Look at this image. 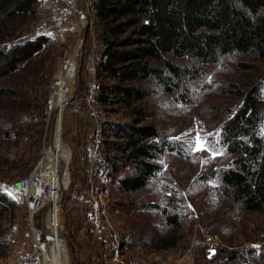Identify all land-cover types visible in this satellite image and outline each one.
<instances>
[{"label": "trees", "instance_id": "1", "mask_svg": "<svg viewBox=\"0 0 264 264\" xmlns=\"http://www.w3.org/2000/svg\"><path fill=\"white\" fill-rule=\"evenodd\" d=\"M39 2L0 0V22L17 26L37 13ZM90 4L93 24L86 35L84 58L90 43L98 42L92 102L102 112L124 113L131 119L102 121L98 132L104 157L90 158L91 169L112 176L121 194L147 188L161 176L163 156H186L190 151L186 142L169 137L151 120L155 114L147 101L158 93H179L181 100L188 101L189 86L208 75L206 65L219 64L233 55L248 57L238 67L254 74H244L243 84L230 91L239 100L238 107L233 112L220 108L231 112L221 119L214 137L225 162L199 178L204 183L215 180L216 198L240 212L263 211L264 81L257 73L264 67V0H91ZM49 43L50 36L40 33H13L8 40L1 39L0 99H26L45 61L41 66L35 64L38 69L30 66ZM19 75L24 77L21 82ZM51 76L42 77V93L47 99ZM81 90L82 82L77 92ZM17 116L14 112L3 115L0 137L33 135ZM6 165L10 167L0 169V221L17 206L7 187L15 191L14 181L32 173H13L10 162ZM141 207L142 211H159L164 218V229L147 238L150 248L155 252L176 250L183 240L182 214L157 201L144 202ZM221 253L226 255L219 257ZM256 258L253 249L229 252L219 248L218 257L209 263L255 264Z\"/></svg>", "mask_w": 264, "mask_h": 264}, {"label": "rangeland", "instance_id": "2", "mask_svg": "<svg viewBox=\"0 0 264 264\" xmlns=\"http://www.w3.org/2000/svg\"><path fill=\"white\" fill-rule=\"evenodd\" d=\"M78 1L77 14L66 23L65 32L51 30L47 33L50 43L30 66L38 69L36 65L40 63L41 66V61H45V64L42 63L43 71L39 72L36 80L32 79L35 86L33 90H28L26 99H0V119L10 112L19 113V123L33 134L27 138L18 135L0 137V169H8L10 165L6 163L10 162L15 169L13 173L33 172L38 165L59 172L64 194L59 203L58 233L65 240L52 236L56 233L48 239L51 233L45 218L48 204L32 218L25 198L9 186L7 188L17 206L0 221V264H23L24 256L33 251L34 229L41 230L50 264H71L68 245L74 254L73 264H172L177 259L178 264H211L210 260L218 257L219 248L229 252L253 249L257 253L255 264H264V210L242 213L227 201L216 198L218 184L215 180L204 183L199 178L225 162L222 151H217L220 148L215 145L214 137L221 119L231 112L220 108L227 107L233 112L238 107L239 100L232 97L230 91L243 84L244 74H254L252 70L242 71L238 67V62L248 61V57L233 55L219 64L206 65L208 75L189 86L188 101L181 100L179 93H158L147 101L146 106L155 114L151 120L169 137L186 142L190 151L186 156L166 154L161 160L163 172L158 179L152 180L147 188L138 193L124 195L119 192L112 176L104 171L92 170L88 162L100 154L104 157L99 146L102 138L98 132L102 121L126 122L131 119L124 113L102 112L92 102L98 42L90 43L89 55L84 58L86 35L93 24L91 0ZM51 8V0H40L37 13L25 21L20 20L17 26L0 22V42L1 39L8 40L13 33H39L41 26L50 19ZM76 25L79 27L76 28ZM77 50L78 55L70 71L73 83L70 95L80 82L82 90L76 91L73 101L66 105L67 108L65 106L59 130L61 141L67 148L66 165V161L59 158L51 146L53 135L50 140V127L56 108L49 115V94L48 99L47 94L43 97L45 86L42 77L52 74L49 79L52 81L62 58ZM257 75L264 81V67ZM17 77L20 82L23 81L24 77ZM20 103L26 107L21 109ZM197 134L202 140L206 138V149L193 150ZM213 152L219 154L213 155ZM95 199H100L111 220L115 230L113 236L117 234L118 237L115 245L112 242L114 237L107 235L110 242L107 246L91 230L89 217ZM151 201L182 214L185 225L183 240L176 250L155 252L150 248L147 238L152 232L164 229V218L159 211L140 209L144 202ZM56 242L62 244L64 250V257L59 259L53 254ZM225 255L221 253L219 257Z\"/></svg>", "mask_w": 264, "mask_h": 264}, {"label": "built area", "instance_id": "3", "mask_svg": "<svg viewBox=\"0 0 264 264\" xmlns=\"http://www.w3.org/2000/svg\"><path fill=\"white\" fill-rule=\"evenodd\" d=\"M52 8L50 19L47 23L41 26L39 31L40 34H47L51 30H57L59 32H65L66 23L69 19L77 14V8L79 5L78 0H51ZM79 25H76L78 28ZM78 55V50L72 54H66L62 60L57 74L53 78L50 84L49 92V106L48 113L50 115V110L54 108L58 109L59 106L67 105V99L73 88V83L71 81V69L74 65V60ZM53 103V105H52ZM63 108V109H64ZM40 164V163H39ZM48 172V173H47ZM52 171L39 169V165L30 175L20 178L14 182L15 191L25 198V204L28 208L29 214L34 218L35 214L44 209L48 204L46 209L45 218H48V227L51 232L58 233V213H59V203L62 199V189L57 191V195L53 197L51 195L52 186L50 184L51 179L48 177ZM100 199H95L92 211L89 217L91 223V230L95 236L100 240L106 242V245H110L107 235L113 238L112 242L115 244L118 242L117 234L113 236L114 229L112 228L111 220L108 218L106 210L101 206ZM48 234V239L52 236ZM35 240L33 243V251L24 256L23 264H50V258L48 253V247L44 240L41 239V230L34 229ZM47 241V240H46ZM114 244V245H115Z\"/></svg>", "mask_w": 264, "mask_h": 264}, {"label": "bare ground", "instance_id": "4", "mask_svg": "<svg viewBox=\"0 0 264 264\" xmlns=\"http://www.w3.org/2000/svg\"><path fill=\"white\" fill-rule=\"evenodd\" d=\"M52 105H53V103H52ZM63 108H64V106H59V108L57 109V112L58 113L56 115L55 130H54V133H53V141H52V145L51 146L53 147V150L58 155V157L61 158L63 161H66V165H67V162L68 161H67L66 156H65V152L67 151V148L63 144V142L61 141V138H60V135H59V130H60V126H61V119H62V112L64 110ZM53 109H54V105H53L52 110H50V111H53ZM39 169H41L42 171H45L47 169H50L52 171V173L49 174L48 177H50V179H51V182H50V184L52 186L51 195L53 197H55L57 195V192H56L57 190L56 189H58V190L64 189V187L62 185V182L59 179L60 178V174H59V176L57 174L59 172L57 171V173H55L51 168L46 167V166H43V165H41L39 167ZM46 219H48V218H46ZM47 221H48V224H49L50 223L49 220H47ZM53 233H56V232H51V234H53ZM52 236H54L56 238H59V239H62V240H65V239H63V238L60 237V234L59 233H56V235L53 234ZM53 254H54V256L57 259H59L61 257H64V250H63L62 244H60L59 242H56V244H55V250H54Z\"/></svg>", "mask_w": 264, "mask_h": 264}, {"label": "water", "instance_id": "5", "mask_svg": "<svg viewBox=\"0 0 264 264\" xmlns=\"http://www.w3.org/2000/svg\"><path fill=\"white\" fill-rule=\"evenodd\" d=\"M84 40H85V37H84ZM84 40H83V43H84ZM81 52V61H82V56H83V46L80 50ZM80 72V69L78 70V73ZM77 88H78V84L76 85L73 93L68 97L67 99V104L73 99V97L75 96V93L77 91ZM56 112H57V109L55 110L54 112V115H53V119H52V124H51V127H50V140L52 138V135L54 133V129H55V122H56ZM62 194H64V190L62 189ZM63 196V195H62ZM47 211V210H46ZM61 238H64L63 235H60ZM68 252H69V256L71 258V264H73L74 262V254L72 253L71 249H70V246L68 245Z\"/></svg>", "mask_w": 264, "mask_h": 264}, {"label": "snow or ice", "instance_id": "6", "mask_svg": "<svg viewBox=\"0 0 264 264\" xmlns=\"http://www.w3.org/2000/svg\"><path fill=\"white\" fill-rule=\"evenodd\" d=\"M207 147H208V143H207L206 138L202 140L199 134H197L195 137V144H194L193 150H196V151L204 150ZM216 154H219V153L213 152V155H216Z\"/></svg>", "mask_w": 264, "mask_h": 264}, {"label": "crops", "instance_id": "7", "mask_svg": "<svg viewBox=\"0 0 264 264\" xmlns=\"http://www.w3.org/2000/svg\"><path fill=\"white\" fill-rule=\"evenodd\" d=\"M177 260H178V259H177ZM177 260H176L175 262H173L172 264H174V263H175V264H178L179 262H178ZM179 261H180V260H179ZM180 263H181V261H180ZM182 264H183V263H182Z\"/></svg>", "mask_w": 264, "mask_h": 264}]
</instances>
